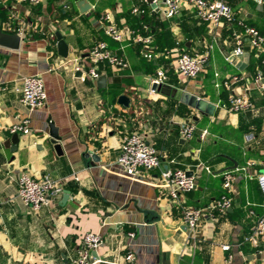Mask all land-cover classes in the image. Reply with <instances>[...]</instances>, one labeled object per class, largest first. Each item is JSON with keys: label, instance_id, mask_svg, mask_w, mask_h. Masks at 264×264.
Returning <instances> with one entry per match:
<instances>
[{"label": "crops", "instance_id": "1", "mask_svg": "<svg viewBox=\"0 0 264 264\" xmlns=\"http://www.w3.org/2000/svg\"><path fill=\"white\" fill-rule=\"evenodd\" d=\"M224 1L264 33V0ZM135 7L144 12L134 14ZM162 7L163 0L158 7L147 0H43L38 5L0 0V27L12 34L23 31L18 49L0 45V264H67L78 256L88 232L103 238L93 252L95 264H125L129 251L137 264H264V235L257 242L248 239L255 226L250 211L264 213L257 181L264 172V91L254 81L264 48H252L245 36V53L234 57L235 39L227 24L202 22L187 4L167 18ZM108 12L120 28L152 35L153 59L144 57L143 44L117 42L105 34L101 17ZM58 34L69 45L70 59L91 66L90 48L105 41L129 65L100 63L98 70L107 78L101 88L72 66L51 70L49 52L59 54ZM178 46L190 53L210 50L196 78L176 70ZM158 68L166 69L169 79L153 91L151 78ZM33 74L43 77L47 101L30 110L19 88L22 77ZM235 75L241 80L224 84ZM244 88L253 109L229 111L224 105ZM185 92L214 104L213 114L184 103ZM121 95L130 99L128 106L120 103ZM25 117L32 132L20 134L14 147L10 128ZM188 121L196 125L191 139L180 134ZM50 122L58 128L61 152L50 141ZM133 131L143 133L162 158L161 167L137 177L117 163L122 139ZM249 161L254 164L235 172L225 191L222 174ZM196 166L197 187L182 194V205L206 207L227 194L232 206L204 214L194 241L180 207L158 184L167 168ZM21 174L49 176L63 189L35 210L17 195Z\"/></svg>", "mask_w": 264, "mask_h": 264}, {"label": "built area", "instance_id": "2", "mask_svg": "<svg viewBox=\"0 0 264 264\" xmlns=\"http://www.w3.org/2000/svg\"><path fill=\"white\" fill-rule=\"evenodd\" d=\"M31 5H38L43 0H19ZM160 0H153L156 6H159ZM187 4L194 10L196 17L208 24L217 26L220 24H227L232 30L235 39L236 47L233 50L234 57H240L245 53L244 37L248 36L250 46L254 49L262 50L264 48V33L257 27L246 23L245 19L239 17L238 11L224 0H163L162 11L167 18H173L180 14L183 6ZM132 12L134 14H141L144 12L142 8L135 7ZM105 21L104 32L117 42H125L133 40L137 43L143 44L145 50L144 57L153 59L155 54L153 51V37L151 34L136 33L133 30L122 29L112 20L111 14L104 13L101 17ZM19 35L23 31L18 32ZM212 47V46H211ZM175 61V68L182 73L186 78L193 79L199 76L204 65L208 62L210 50L199 53L187 52L179 46ZM51 59V70H58L60 68H67L72 66L74 71L83 72L92 80H98L101 76L98 65L100 63H108L115 68H125L129 65L125 56L113 52L105 41H97L90 48L89 56L92 65L88 66L80 61L79 58L61 57L54 49L49 52ZM169 79L167 70L158 68L156 74L151 78V85L162 86ZM241 80V76L235 75L228 79L224 84L231 86L232 83ZM254 81L260 85L264 91V56H261L258 62L257 70L254 76ZM215 86H221L220 82H215ZM156 89H153V91ZM244 88L243 92L230 97L229 102L224 106L232 112H245L252 110L254 107L253 101ZM20 100L30 110L43 107L47 101V92L45 88L44 79L40 74L27 75L22 77L19 88ZM196 125L193 121L186 122L180 128V134L186 138L191 139L194 136ZM10 131L20 133L23 135L30 134L32 128L30 127L29 117H25L20 122L14 124ZM207 130L202 133V138L207 134ZM172 163H176L172 159ZM119 166L130 176L137 177L144 172L159 168L162 165V158L159 149L150 143L143 133L133 131L125 135L122 139L120 152L117 157ZM254 163L249 161L246 166L236 167L234 170L226 171L223 175V188L225 191L231 189L232 183L235 180V172L245 171L247 167ZM202 165V164H201ZM200 166V165H198ZM198 166L194 169L187 168H167L161 173V180L159 187L163 188L169 195L173 204L178 205L182 212V220L189 230L190 237L196 241L198 238V229L200 221L204 214L213 212H226L232 206V198L227 194H223L219 199L213 201L206 207H187L182 205L181 196L187 192L194 190L197 187L199 172ZM204 168L209 173H212L210 166L204 165ZM259 187L264 196V172L257 175ZM18 197L26 205L35 210H39L42 206L50 204L51 200L62 191L61 182L54 180L49 176L36 178L31 175L21 174L17 178ZM251 215L255 217V226L248 239L257 242V239L264 235V213L259 215L254 210L250 211ZM131 237H135V232H130ZM103 243V238L100 234L95 232H88L84 235L82 247L79 250L76 258H71L67 264H95L94 251ZM224 249H229V246H224ZM231 258V256H230ZM125 264H137V256L134 252L129 251L124 255ZM260 264V263H259Z\"/></svg>", "mask_w": 264, "mask_h": 264}, {"label": "water", "instance_id": "3", "mask_svg": "<svg viewBox=\"0 0 264 264\" xmlns=\"http://www.w3.org/2000/svg\"><path fill=\"white\" fill-rule=\"evenodd\" d=\"M152 7H157L155 3H153V0H147ZM83 2V1H82ZM22 37L19 34H12L3 31V29L0 27V45L5 46L8 48L12 49H18L20 47ZM58 52L61 56L63 57H68L69 56V45L65 42L63 37L58 34ZM106 76H101L97 80L98 86L104 87L106 85ZM161 88V86H158L156 84L153 85V89ZM120 103L124 104L125 106H128L130 99L125 96L121 95L119 97ZM182 101L189 106L205 113V114H213V111L215 109V105L208 102L205 98L202 96L192 94L190 92H185L183 94ZM60 140V135L58 133V128L54 124V122H50V141L54 145L55 149L57 152H61V145L59 143ZM20 141V133H14L13 136L10 138L9 142L15 145L14 147H17ZM16 149V148H14ZM90 153H88V156ZM94 160H97V157H93ZM65 199L67 198V195L64 197ZM65 201V200H64Z\"/></svg>", "mask_w": 264, "mask_h": 264}, {"label": "trees", "instance_id": "4", "mask_svg": "<svg viewBox=\"0 0 264 264\" xmlns=\"http://www.w3.org/2000/svg\"><path fill=\"white\" fill-rule=\"evenodd\" d=\"M55 0H49V2H54Z\"/></svg>", "mask_w": 264, "mask_h": 264}]
</instances>
